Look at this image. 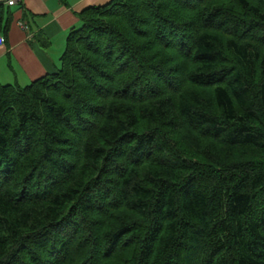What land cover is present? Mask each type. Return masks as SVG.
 <instances>
[{
  "label": "trees",
  "instance_id": "16d2710c",
  "mask_svg": "<svg viewBox=\"0 0 264 264\" xmlns=\"http://www.w3.org/2000/svg\"><path fill=\"white\" fill-rule=\"evenodd\" d=\"M78 17L0 83V264H264V0Z\"/></svg>",
  "mask_w": 264,
  "mask_h": 264
},
{
  "label": "crops",
  "instance_id": "0c3cea01",
  "mask_svg": "<svg viewBox=\"0 0 264 264\" xmlns=\"http://www.w3.org/2000/svg\"><path fill=\"white\" fill-rule=\"evenodd\" d=\"M1 1L10 24L2 35L5 43L0 47V78L26 86L55 72L67 35L80 26L78 15L110 0H23L13 7Z\"/></svg>",
  "mask_w": 264,
  "mask_h": 264
},
{
  "label": "built area",
  "instance_id": "2783aa9c",
  "mask_svg": "<svg viewBox=\"0 0 264 264\" xmlns=\"http://www.w3.org/2000/svg\"><path fill=\"white\" fill-rule=\"evenodd\" d=\"M22 1H23V0H8V1L6 2V4H7L8 6H14V5H17V4L21 3ZM21 27H22V25H21ZM3 44H4V39H3L2 36H0V47H1Z\"/></svg>",
  "mask_w": 264,
  "mask_h": 264
},
{
  "label": "rangeland",
  "instance_id": "374dc122",
  "mask_svg": "<svg viewBox=\"0 0 264 264\" xmlns=\"http://www.w3.org/2000/svg\"><path fill=\"white\" fill-rule=\"evenodd\" d=\"M0 83L1 84H10V83H6V81H4L2 78H0Z\"/></svg>",
  "mask_w": 264,
  "mask_h": 264
}]
</instances>
